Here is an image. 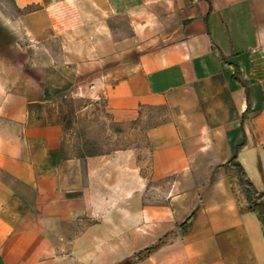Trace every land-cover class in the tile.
<instances>
[{"label":"crops","instance_id":"crops-1","mask_svg":"<svg viewBox=\"0 0 264 264\" xmlns=\"http://www.w3.org/2000/svg\"><path fill=\"white\" fill-rule=\"evenodd\" d=\"M12 5L0 35L23 58L0 91V264H264L231 171L264 192V0ZM71 80L115 123L146 124L147 173L62 156Z\"/></svg>","mask_w":264,"mask_h":264},{"label":"rangeland","instance_id":"rangeland-1","mask_svg":"<svg viewBox=\"0 0 264 264\" xmlns=\"http://www.w3.org/2000/svg\"><path fill=\"white\" fill-rule=\"evenodd\" d=\"M10 10H15L12 0H0V14L8 13ZM2 43L3 39L0 35V91L16 75L18 68L15 61L23 58V54L13 42L10 46ZM72 81H69L70 87L65 91L67 99H70L74 106L72 105V116L65 125L62 156H122L124 171H136L138 162H141L140 171L147 173L149 145L145 137L146 124L138 121L124 125L115 123L107 111L104 99L95 96L97 90L89 85H77ZM111 170L116 172L115 168L108 169V171ZM231 171L241 182L238 169ZM125 182L131 183L130 180ZM167 186V182H156L159 190L164 191V187L167 188ZM243 188L247 196V189ZM160 194L161 192L157 191L154 197L156 203H161L158 201L163 199ZM261 223L264 227V216L261 217Z\"/></svg>","mask_w":264,"mask_h":264},{"label":"trees","instance_id":"trees-1","mask_svg":"<svg viewBox=\"0 0 264 264\" xmlns=\"http://www.w3.org/2000/svg\"><path fill=\"white\" fill-rule=\"evenodd\" d=\"M229 164H232V162L231 163L229 162ZM237 168L241 177V185L247 189L246 191L248 193L247 195L248 208L250 211L257 213L261 220V217L264 216V192H257L253 187V185L251 184V182L247 179V177L243 173L242 168L238 164H237ZM183 226L181 225L180 227ZM161 243L162 240L159 239L156 245Z\"/></svg>","mask_w":264,"mask_h":264}]
</instances>
